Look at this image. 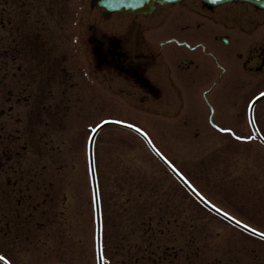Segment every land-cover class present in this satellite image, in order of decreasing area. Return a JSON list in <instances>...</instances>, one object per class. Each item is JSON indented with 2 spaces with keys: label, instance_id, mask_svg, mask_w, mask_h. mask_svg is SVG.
<instances>
[{
  "label": "rangeland",
  "instance_id": "374dc122",
  "mask_svg": "<svg viewBox=\"0 0 264 264\" xmlns=\"http://www.w3.org/2000/svg\"><path fill=\"white\" fill-rule=\"evenodd\" d=\"M28 1H0V14L2 7L5 16L8 13L4 23L9 30H17L20 25L28 31L32 26L42 30L47 25V18L33 11L25 12L22 7ZM42 2L35 3L41 7L38 11L53 12L48 24L53 27L42 36L45 41L41 48L50 55L56 54L57 68L65 63L68 72L57 80L56 98L42 89L39 94L36 92L40 98H22L18 102L11 99L8 103L13 110L0 116V250L14 264H96L86 143L90 127L103 119L140 127L156 145L178 153L181 158L177 161L186 175L211 202L264 231V147L252 139L244 117L238 112L246 111L250 96L264 90V80L259 83L262 77L252 78L247 74L238 56L245 54L246 39L241 32L230 30L229 44L215 39V35L228 32L219 25L215 30H202L199 34L184 31L181 37H199L223 57L225 72L214 88L231 89L233 100L240 103L238 109L231 102L232 118L239 113L237 133L251 141L236 142L230 133L201 127L200 137L190 138V131L184 130L187 140L179 142L176 136L183 129L179 124L180 113L158 128L157 120H165L166 115L160 114L149 101L136 105L130 98L112 96L108 93L112 90L107 88L108 83L105 98H99L101 94L97 96L96 90L101 91V87L96 70L86 82L83 80L86 35L75 32L74 22L84 5L75 0ZM25 18L28 24L23 23ZM1 23L0 20V26ZM184 50L199 57L211 74L219 78L222 69L209 56H203L198 48ZM58 54L63 56L61 61ZM32 59L30 56L29 60H23L28 70L33 69ZM18 72L17 65L9 62L5 80L8 87L20 84ZM42 72L46 73L43 67ZM43 83L40 80L39 84ZM92 90L94 94L90 93ZM32 99L50 104L61 99L62 105L67 103L68 111L58 115L60 125L47 112L42 116L37 114ZM4 100L0 99V107L7 108L2 104ZM256 117L264 134V101L258 105ZM233 122L231 126L237 125ZM161 137L167 142H161ZM45 142L55 149L50 151ZM43 154L57 157L53 162L39 157ZM95 162L108 264H232L231 257L244 256L252 263L256 259L255 262L263 264L264 242L244 234L252 240L247 241L243 234L178 190L144 142L126 129L107 127L98 135Z\"/></svg>",
  "mask_w": 264,
  "mask_h": 264
},
{
  "label": "flooded vegetation",
  "instance_id": "af4514ba",
  "mask_svg": "<svg viewBox=\"0 0 264 264\" xmlns=\"http://www.w3.org/2000/svg\"><path fill=\"white\" fill-rule=\"evenodd\" d=\"M3 1L8 3L9 0ZM42 1L51 3L63 0H29L23 5L25 12L33 11L40 17L47 18V25L42 30L32 26V29L28 31L21 25L16 27L17 30H9L11 28L4 23L8 13L5 16L4 7H2L0 99H5V103L2 102V104L7 105V108L0 107V116L10 109L13 110L12 104L8 103L11 99L16 102L22 98L30 100L31 97H38L42 89L45 90L44 93L49 91L50 97L56 98L59 92V90L56 91L57 80L68 72L64 68L65 63L57 68L56 54L50 55L46 49L41 48V44L45 41L42 36L53 27V24L48 25L53 12L38 11L41 8L38 4L43 3ZM75 1L84 5L80 16L76 17L74 22L75 32L86 35L85 65L82 64L83 68L81 67L83 80L86 82L90 74L96 70L95 76L102 88H100L101 91L96 90V93L97 96L98 93L101 94L99 97L101 99L105 98L104 89L105 84L108 83L107 88L112 89L108 93L112 96H124L126 100L130 98L136 105L149 101L151 106L155 107L158 104L157 101L161 100L163 105L167 103L169 108H175L172 104L178 102L179 105L175 108L176 113H169L170 109H167V115L180 113L182 116L179 124L183 129H180L176 137L182 138L183 142L187 140L184 130L195 131L197 137H200L201 127L230 130L232 128L231 102L237 105L238 109L240 107V103L233 101L229 96L231 89L219 91L214 88L225 72L222 69L223 57L218 56L199 37L182 38L184 31L193 30L199 34L202 30L211 28L215 30L217 25L223 26L228 32L215 35V39L222 43L223 36L230 37V30H239L246 35L243 37L246 41L245 54H238V56L241 57L247 74H257L264 80V0L234 1L217 6L210 4L209 0L155 1L150 11H138L135 5L131 6L134 9H126V3L134 0ZM31 4L33 5L30 6ZM106 4H112L116 8L111 10L110 6L106 7ZM22 21L28 24L26 18ZM185 47L189 51L200 49L203 56H209L218 64L222 69L219 78L216 79L215 75L211 74V69L201 63L199 57L188 54L184 50ZM60 55L61 61L63 56L58 54V57ZM30 56L34 60L30 65L32 70H28L22 64L23 60H29ZM9 62L17 65L21 80L20 84L14 88L8 87L5 83ZM42 67L46 73L42 72ZM37 78H39L38 84L35 85ZM40 80L44 82L42 85L39 84ZM201 87L205 88L201 91ZM88 88L86 83L87 91ZM90 93L94 94V91ZM47 99L49 98L45 100ZM32 100L37 114L40 116L46 112L51 114L58 125L61 123L57 121L58 115H64L68 111L66 107L68 104L62 105L61 99L58 102L54 101L53 104L45 103L40 99ZM127 104L129 106L128 102ZM234 118L236 121L237 116ZM234 127L237 126L234 125ZM0 128H2L1 124ZM45 143V147L48 146L50 151L55 149L50 142ZM39 157L49 158L54 162L57 155L43 154ZM168 158L181 170L176 162L179 156L172 155ZM165 172L170 175L167 171ZM173 182L178 190H183L176 180ZM244 237L248 238L247 241H252L248 236ZM12 241L16 242V240ZM0 254L14 264L3 250H0ZM230 260L234 261L232 264H260L258 261L255 262L256 259L252 263L246 259V256L236 259L231 257L229 263ZM262 262L264 264V261ZM0 264L3 263L0 262Z\"/></svg>",
  "mask_w": 264,
  "mask_h": 264
},
{
  "label": "water",
  "instance_id": "95a60500",
  "mask_svg": "<svg viewBox=\"0 0 264 264\" xmlns=\"http://www.w3.org/2000/svg\"><path fill=\"white\" fill-rule=\"evenodd\" d=\"M136 1L134 4L133 2ZM131 3H126V9L131 8V6H136L138 11H150L155 3L157 2H164V1H173V0H134ZM230 1V0H210V2L214 5L221 4L223 2ZM132 4V5H131ZM134 9V8H131ZM264 98V92L259 94L251 103L249 108V119L251 126L259 138V140L264 144V138L259 133L256 125L254 124L253 119V108L254 105L261 99ZM118 125L122 127H126L130 130H133L137 134H139L151 148V150L158 156V158L176 175V177L183 183V185L189 190L191 194H193L198 201H200L205 207L213 211L214 213L218 214L222 218L228 220L229 222L237 225L238 227L246 230L247 232L259 236L264 239V236L259 235L258 231H253L252 228L244 225L243 223L239 222L226 212L220 210L219 208L215 207L213 204L208 202L202 195H200L191 185L190 183L161 155V153L155 148V146L150 141L149 137L146 135L144 131L141 129L134 127L130 124H125L122 122L114 121V120H106L99 124L96 128L93 129L88 141V161H89V171L90 177L92 182V189H93V197H94V207H95V220H96V250H97V259L98 264H102V224H101V211H100V203L98 198V189H97V181H96V173H95V164H94V140L98 132L107 125ZM6 262V261H5Z\"/></svg>",
  "mask_w": 264,
  "mask_h": 264
},
{
  "label": "snow or ice",
  "instance_id": "6c2138e0",
  "mask_svg": "<svg viewBox=\"0 0 264 264\" xmlns=\"http://www.w3.org/2000/svg\"><path fill=\"white\" fill-rule=\"evenodd\" d=\"M253 231H256V230L253 229ZM259 235L264 236V232L259 233ZM0 259H4V257L0 256Z\"/></svg>",
  "mask_w": 264,
  "mask_h": 264
}]
</instances>
